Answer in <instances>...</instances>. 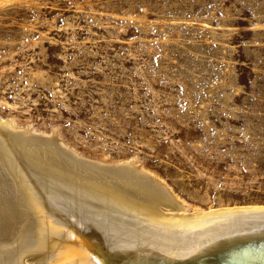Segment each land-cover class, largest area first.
Segmentation results:
<instances>
[{
	"label": "rangeland",
	"instance_id": "1",
	"mask_svg": "<svg viewBox=\"0 0 264 264\" xmlns=\"http://www.w3.org/2000/svg\"><path fill=\"white\" fill-rule=\"evenodd\" d=\"M0 118L133 159L190 212L264 205V0L2 1Z\"/></svg>",
	"mask_w": 264,
	"mask_h": 264
},
{
	"label": "bare ground",
	"instance_id": "2",
	"mask_svg": "<svg viewBox=\"0 0 264 264\" xmlns=\"http://www.w3.org/2000/svg\"><path fill=\"white\" fill-rule=\"evenodd\" d=\"M78 152L0 118V264H264V205L190 212L135 160Z\"/></svg>",
	"mask_w": 264,
	"mask_h": 264
}]
</instances>
